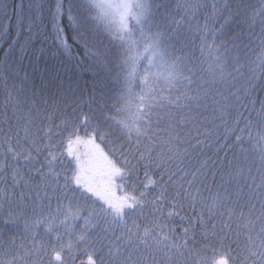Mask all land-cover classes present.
<instances>
[{
    "label": "snow or ice",
    "instance_id": "6c2138e0",
    "mask_svg": "<svg viewBox=\"0 0 264 264\" xmlns=\"http://www.w3.org/2000/svg\"><path fill=\"white\" fill-rule=\"evenodd\" d=\"M0 264H264V0H0Z\"/></svg>",
    "mask_w": 264,
    "mask_h": 264
}]
</instances>
